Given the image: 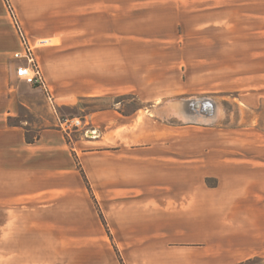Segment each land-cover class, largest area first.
<instances>
[{"label": "rangeland", "instance_id": "1", "mask_svg": "<svg viewBox=\"0 0 264 264\" xmlns=\"http://www.w3.org/2000/svg\"><path fill=\"white\" fill-rule=\"evenodd\" d=\"M9 15L16 27L10 8ZM119 21L113 35L136 37L93 31L51 41V54L35 47L59 116L82 122L71 137L85 141L86 151L104 152L92 154L99 157L93 163L119 150L132 189L182 210L185 260L207 258V247L192 242L206 233L192 230L199 224L222 232L246 227L242 249L262 253L241 264H264V0H152ZM8 83L9 128L38 121L17 102L43 115L44 93L11 71ZM204 99L215 103L212 116L182 109L183 101ZM99 185L87 180L89 191Z\"/></svg>", "mask_w": 264, "mask_h": 264}, {"label": "crops", "instance_id": "2", "mask_svg": "<svg viewBox=\"0 0 264 264\" xmlns=\"http://www.w3.org/2000/svg\"><path fill=\"white\" fill-rule=\"evenodd\" d=\"M150 1L0 0V264H241L262 253L242 249L248 246L246 227L222 232L195 224L192 230L206 233L192 242L207 247V258L185 260L178 249L189 230L182 210L169 211L152 201L156 198L151 192L132 189L135 179L123 173L119 150L93 163L99 157L92 154L104 152L86 151L85 141L73 139L61 125L65 119L59 116L58 105L45 96L39 98L40 108L46 110L43 115L19 98L17 104L39 120L9 128V116L14 114L9 113L8 73L17 78L19 62L13 56L23 50L9 8L29 44L45 42L36 46V53L46 49L51 54V41L80 33L135 38L112 32L120 31L121 13H134ZM73 14L86 20L73 21ZM123 30L128 32L129 26ZM9 131L16 136L13 149ZM9 150L15 151L11 157ZM93 166L96 173L90 172ZM87 180L101 189L89 191ZM106 184H112L111 189Z\"/></svg>", "mask_w": 264, "mask_h": 264}, {"label": "built area", "instance_id": "3", "mask_svg": "<svg viewBox=\"0 0 264 264\" xmlns=\"http://www.w3.org/2000/svg\"><path fill=\"white\" fill-rule=\"evenodd\" d=\"M15 25L17 37L23 48L21 53H15L13 56V59L19 62L16 68V76L30 87L42 91L47 100L52 102L51 91L43 78L42 71L34 55L35 47L42 46L45 42L40 41L34 46L29 44L19 25L16 22ZM61 125L66 131L79 130L82 127V122L80 119H65L62 120ZM91 136H96L95 130L91 132Z\"/></svg>", "mask_w": 264, "mask_h": 264}, {"label": "water", "instance_id": "4", "mask_svg": "<svg viewBox=\"0 0 264 264\" xmlns=\"http://www.w3.org/2000/svg\"><path fill=\"white\" fill-rule=\"evenodd\" d=\"M181 105L185 111L188 110L195 112L198 111L200 113H204L206 116H212L216 112L215 103L207 99L195 100V101H183Z\"/></svg>", "mask_w": 264, "mask_h": 264}, {"label": "bare ground", "instance_id": "5", "mask_svg": "<svg viewBox=\"0 0 264 264\" xmlns=\"http://www.w3.org/2000/svg\"><path fill=\"white\" fill-rule=\"evenodd\" d=\"M190 101V100H189ZM170 108H171V110H173V109H175L176 108V105H174V104H170V106H169ZM183 109V108H182ZM208 110V109H207ZM180 111H182L181 109H180ZM190 112V111H189ZM195 112V111H194ZM193 112V113H194ZM174 114V113H173ZM183 114V113H182ZM186 114V113H185ZM189 115V114H188ZM190 115H191V113H190ZM182 117V116H181ZM193 117V116H192ZM184 118V117H183Z\"/></svg>", "mask_w": 264, "mask_h": 264}]
</instances>
